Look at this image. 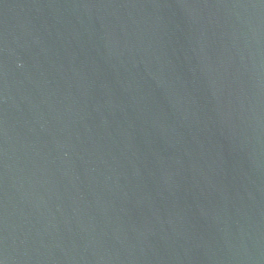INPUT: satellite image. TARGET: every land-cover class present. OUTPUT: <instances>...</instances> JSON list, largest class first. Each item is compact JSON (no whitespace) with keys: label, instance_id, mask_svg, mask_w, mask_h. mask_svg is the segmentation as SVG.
I'll use <instances>...</instances> for the list:
<instances>
[{"label":"water","instance_id":"water-1","mask_svg":"<svg viewBox=\"0 0 264 264\" xmlns=\"http://www.w3.org/2000/svg\"><path fill=\"white\" fill-rule=\"evenodd\" d=\"M0 264H264V0H0Z\"/></svg>","mask_w":264,"mask_h":264}]
</instances>
